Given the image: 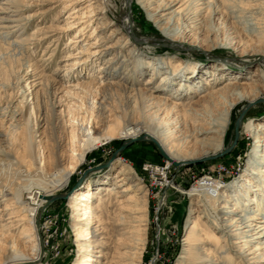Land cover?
I'll return each instance as SVG.
<instances>
[{
	"label": "bare ground",
	"instance_id": "1",
	"mask_svg": "<svg viewBox=\"0 0 264 264\" xmlns=\"http://www.w3.org/2000/svg\"><path fill=\"white\" fill-rule=\"evenodd\" d=\"M35 1L42 8L25 16L26 10L34 6L33 0L32 3L30 0H4L0 4V30L4 33L0 35L6 38L24 25L36 24L32 33V36H38L34 47L50 38L46 36L48 32H55L53 39L48 41L47 50L69 31H76L68 43V47H72L64 53L56 68V71L66 72L58 81L62 88L69 70L80 68L81 72L96 62L99 65L93 80L77 84L83 93L77 107L82 109L81 117L80 110L76 112L77 108L70 102L66 111L57 113L55 109L59 103L55 104V94L52 93L54 82L51 83L46 76L41 81L44 87L42 94L38 95V110L51 119L52 135L59 133V121L66 112L72 124L70 150H66L67 155L62 152L67 144L63 136L51 137L49 147H43L39 137L37 150L33 141L27 136L24 138L21 159L28 169L41 174L50 167L47 169L50 172H46L47 179L18 185L0 198L3 199L0 200V237L6 238L3 245L0 242V249L4 247L0 264L37 262L43 248L37 226L40 212L50 197L68 186L76 167L92 149L114 138L127 140L144 135L157 141L170 163L182 165L189 160L213 157L226 146L234 111L240 106L249 108L264 101V0H124L125 16L118 25L109 21V0ZM136 7L145 12L147 20L153 22L159 31L158 40L174 48L179 47L178 39L189 40L191 24H195L192 19L201 17L208 10L214 17L222 13L229 26L227 24L222 37L215 27H211L207 43L232 51L213 70L218 73L217 77L226 81L220 83L214 77L210 82L205 81L206 88L191 86L199 76L198 66L182 64L175 56L147 57L132 42L133 10ZM54 11H57L56 19L50 25H44ZM91 29L86 40L82 39ZM18 43L20 45L22 41L15 39L9 44L14 47ZM254 62L256 67L247 76ZM147 71L152 75L140 88L139 77ZM186 71H190L188 76L184 75ZM86 73L89 75V70L84 75ZM176 82L178 89L170 95L169 89ZM63 89L65 95L71 94L70 89ZM98 89L106 94L121 93L123 116L111 120L100 113L94 101ZM184 93H199V99L183 104ZM242 123L240 133L248 136L252 145L240 183L223 187L216 182H202L201 186L210 184L217 191L218 205L208 216L216 232H204L197 220H191L179 264H185V259L191 262L187 264H232L237 259L240 264H264V124L253 126L248 119ZM189 145L197 148L195 154L182 152V146ZM48 152L50 163L45 157ZM135 180L132 169L120 167L114 175L104 178L102 185L111 183L107 188L93 191L88 186L75 192L70 199L77 212L73 235L79 252L78 264H101L103 260L102 264H142L147 245V194L141 191L140 183ZM102 191L115 198L114 203L107 204L106 211L116 208L114 216L105 222L94 215L100 212L95 211L94 203ZM189 195L201 197L205 202L198 189L193 188ZM201 207L208 210L205 204ZM195 213L196 209L189 211L190 219H195ZM20 240L25 245L28 243L29 253L18 250ZM107 249L108 252L104 253Z\"/></svg>",
	"mask_w": 264,
	"mask_h": 264
},
{
	"label": "rangeland",
	"instance_id": "2",
	"mask_svg": "<svg viewBox=\"0 0 264 264\" xmlns=\"http://www.w3.org/2000/svg\"><path fill=\"white\" fill-rule=\"evenodd\" d=\"M3 1L0 0V4ZM109 1V21L111 24L116 23L118 25L124 20L125 1ZM30 2L32 3V0ZM33 2L34 6L26 10V13L24 12L25 16L32 15L42 8V5H39L38 1L33 0ZM133 13L135 27L132 31V42L135 44L134 46L144 51L143 53L147 57L171 58L175 56L182 64L190 63L198 66L199 76L198 78L195 77L196 80L193 81V85L191 86L199 85L201 88H206L205 81L208 80L210 82L214 80V77L220 83L226 81L224 78L217 77L218 73H215L213 70L217 64L227 59L232 54V51L226 47H213L207 43L211 27L217 29L219 37L225 34L229 22L222 13L214 17L211 10H208L204 11L201 17L192 19L195 24H191L192 29L190 28V33L188 34L189 40L182 41L178 39L177 44L179 47L177 48L170 47L158 40L160 39L159 31L153 22L147 20L145 12L139 7H136ZM56 14L57 11L51 12L44 25H50L56 19ZM62 19L63 17L60 20ZM179 25L180 23L178 22L177 26ZM35 28L36 24L30 26L27 24L24 27H20L14 34L7 35L8 37L6 38L0 35V198L18 185L24 186L33 180L47 179L46 175L50 172L48 171L50 169L48 166L49 168H46L43 173L36 174L35 169L30 171L26 166L27 164L21 159L26 136L31 142H34L36 150L38 148V142L36 141H38L39 137L42 138V146L48 145L47 147H49L52 143V138L63 136L67 139V144L65 145L66 147H63L62 152L64 155H67L66 150H70L72 124H70L71 122L66 112H64L63 118L59 121L61 125V128L58 130L59 133L52 135L51 119L44 117L38 110L40 103V100L38 102V95L42 94L43 91L42 88L44 86L42 82L43 78H45L44 76L51 83L54 82L55 84L52 85V93L55 94V104L59 103V107H56L55 111L61 113L64 109L66 111L65 107L68 102L74 105V107H78L83 93L80 92L81 88L79 89V85L77 84L93 80L98 72L99 62H96L93 66L89 65L88 68L83 69L81 72L80 68L78 70L74 68L69 70L67 82H63V88L70 89L71 94L65 95V89L60 86L61 83L58 81L60 75L62 76L66 72L56 71V68L61 63L60 60L64 58V53L67 52L69 47H72V45L68 47V43L76 31H69L65 36L61 37V40L57 44L50 45L45 50L48 41L53 39L55 32L51 31V34L48 32L46 36L50 38L34 47L38 37L36 35L32 36ZM91 31L92 29L82 39H85ZM2 33H4V30H0V34ZM15 39L21 40L22 43L20 45L18 43V45H14L13 47L9 43ZM196 41L199 42L197 43ZM196 45L200 47H196ZM256 64V62L252 64L247 76H250ZM87 70L90 72L89 75L87 73L84 75ZM189 73L190 71H186L184 75L188 76ZM151 75L152 72L150 71H147L145 75H141L138 87L143 88L142 84ZM177 89L178 82L170 87V95H173ZM200 91H203V89H200ZM105 94L102 89H98L94 97V101H96L97 106L100 108V113L111 120L123 116L122 106L124 99L121 93L116 91L115 93ZM198 94L184 93L182 95L183 104H187L190 100H198ZM136 107L138 109V104H136ZM243 110H245L243 123L248 119L253 126L264 124V101H258L257 104L249 108L240 106L233 113L232 126L226 139V146L220 153H223L226 148L230 149L228 152L223 153L222 156L214 159L205 161L193 159L195 162L177 165L166 160V157L159 153L157 147L147 140L134 141L115 157H113V154L125 140L114 138L92 149L76 167L68 186L55 194H68L67 198L51 202L47 201L42 208L37 220V226L39 227L38 235L43 248L37 262L31 264H78L79 252L73 235L75 233L74 221L77 212L73 205H71L70 199L74 196L75 192L85 190L88 186L93 191H97L99 188H107L111 183H114V180L105 186L102 185L104 178L109 174L114 175L116 169L120 167L132 169L137 178L135 181L140 183L141 191L147 194V245L142 264H179V258L183 256L184 239L188 226L192 222L191 220H197L204 232L208 230L216 232L208 216L218 205L215 196L217 191L215 192V187L210 184L201 186L202 182H216L219 186L223 187L236 185L244 171L248 154L251 150L252 140L245 134L240 133V129L238 139L233 143L234 121ZM77 111L80 117L83 116L82 109L77 108ZM182 152L195 154L197 148L190 145L186 147L182 146ZM45 157H47L48 163H50L51 156L49 152L45 154ZM146 165L163 169L167 174V180L161 182L159 177L154 174V171L145 170ZM81 178L82 180L78 188L72 191ZM193 188L201 192L205 202H202L201 197L189 195ZM222 190L228 189L223 188ZM106 192L102 191L94 203L97 207L95 211H100L94 215L99 216L104 222L108 217L114 216L112 215L113 212H116V208L113 211H106L107 204L115 202V198L109 196ZM8 197H11V195ZM0 200L2 201L3 199ZM203 204L206 205L208 210L201 207ZM191 209L197 210L198 214L195 213V219H190L189 217ZM0 238H3L0 240L2 243L0 244L3 245L6 238ZM18 247V250L21 252L25 251L24 253H29L28 251H30L28 243L25 245L22 240L19 241ZM2 248L0 249L1 262L4 252V247ZM107 252L108 249L104 253ZM218 252H220V249ZM238 261L237 259L232 264H240ZM102 263H104V260L101 261ZM187 263L191 262L185 259V264Z\"/></svg>",
	"mask_w": 264,
	"mask_h": 264
},
{
	"label": "water",
	"instance_id": "3",
	"mask_svg": "<svg viewBox=\"0 0 264 264\" xmlns=\"http://www.w3.org/2000/svg\"><path fill=\"white\" fill-rule=\"evenodd\" d=\"M244 112H245V110H243L239 114V116L235 119V121H234V125H233V127H234V141H233V143H235L237 141V139H238V136H239V127L241 126ZM144 140H147V141L152 142L157 147L159 153L162 156H164V157L166 156L164 154V152L162 151L160 145L157 143V141L155 139L150 138V137L147 138L146 136L141 135V136H138V137H133V138H130V139L125 140V142H123L121 144V146L117 149V151L113 154V157H115L119 152H121L125 147H127L129 144L133 143L134 141H144ZM229 149L230 148H226L223 153L228 152ZM223 153H219V154H217V155H215L213 157H205V158L199 159L198 161H205V160H209V159H214L216 157L222 156ZM192 162H195V161L194 160L193 161H188V163H192ZM82 178L73 187L72 191L75 190L76 188H78L79 183L81 182ZM67 196H68V194H58V195H54V196L50 197L47 201L48 202H51V201L57 200V199H64V198H67Z\"/></svg>",
	"mask_w": 264,
	"mask_h": 264
},
{
	"label": "built area",
	"instance_id": "4",
	"mask_svg": "<svg viewBox=\"0 0 264 264\" xmlns=\"http://www.w3.org/2000/svg\"><path fill=\"white\" fill-rule=\"evenodd\" d=\"M145 170L154 171V174L159 177L161 182L167 180V174L163 169L154 168L152 165H146Z\"/></svg>",
	"mask_w": 264,
	"mask_h": 264
}]
</instances>
